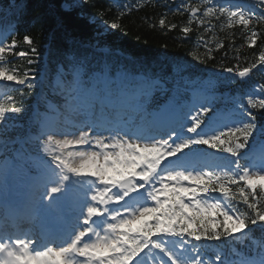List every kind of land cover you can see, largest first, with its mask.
I'll list each match as a JSON object with an SVG mask.
<instances>
[{"label":"trees","instance_id":"1","mask_svg":"<svg viewBox=\"0 0 264 264\" xmlns=\"http://www.w3.org/2000/svg\"><path fill=\"white\" fill-rule=\"evenodd\" d=\"M245 1L264 12V0ZM73 2L76 4L71 6ZM162 3H143L122 12L110 0H0V15L21 5L7 23V43L12 51L3 53L6 67L20 81L25 72L35 74L47 46L50 69L57 62L68 66L73 65L71 59L89 57V63L96 64L101 49L106 48L136 60L130 64L111 54L108 59L113 68H139L166 83L184 86L185 81L194 79L227 80L228 74L244 73L258 57H264V18L250 17L245 23H236L238 19H228L220 10H204L197 2L190 9L197 8L200 15L190 18L188 11H171L167 6L170 0ZM65 4L70 5L67 10ZM34 91L30 82L12 92L1 115L12 116V107L24 105ZM253 118L256 125L264 123V105L255 110ZM243 137V132H234L224 138L235 142ZM201 229L208 232L204 225Z\"/></svg>","mask_w":264,"mask_h":264},{"label":"rangeland","instance_id":"2","mask_svg":"<svg viewBox=\"0 0 264 264\" xmlns=\"http://www.w3.org/2000/svg\"><path fill=\"white\" fill-rule=\"evenodd\" d=\"M238 7H242L241 4H236ZM64 8H68V5L64 6ZM244 10V9H243ZM255 90H253L252 92V95L250 96V98L252 99H258L260 97V90L258 88V86H255L254 87ZM106 101L108 100L107 98L105 99ZM207 102V99L204 97L201 99V102L200 104H205ZM199 107V104H194V108L193 110H195L196 108ZM248 121V118H243L242 116H240V118L238 120H231L229 119V117H224L221 121H217L215 126L212 128V130H216V129H219V128H222L224 125H230L232 127H240L241 125L244 124V122H247ZM143 135H146L144 132H142ZM211 133V132H210ZM86 139L87 136H85ZM58 143H61L63 142L62 140H59L57 141ZM65 143V142H64ZM76 143H78V141H76L75 139H72L70 140L68 143L66 144H69V145H75ZM111 144H115V142H111ZM117 145V144H116ZM119 147H120V156H125L127 158H130L132 155H131V149L133 147L135 148H138V149H142V148H150L151 146L150 145H147L146 143H144V141H137V142H134V141H126V142H122V143H118ZM150 151H153V150H150ZM165 153H162V152H159L157 153V157L159 158V160L163 157ZM75 155H78V157H75V158H78V160L76 161L75 158L72 159V166L74 168H79L80 170L84 171L85 173H88V172H93L94 174L96 173H99L101 176L102 175H108L110 174V171H114L116 169H118L117 167L115 169L113 168H109L107 165H106V161L105 159L107 158H110V159H115V164L116 166L118 165L117 164V161H116V158L115 156L116 155H112V154H108L106 153L105 155H96V154H92V152H87L86 154H83V153H78V152H75ZM82 156H86L87 159H88V165H84L83 164V158ZM254 158V157H253ZM254 161H256V159L254 158ZM103 163V164H102ZM105 163V164H104ZM0 164L2 166H0V173L3 172L6 164H5V161H1L0 160ZM126 165H129L131 167L130 164L126 163ZM257 167L259 168H264V162L262 161H259L257 163ZM254 170L256 171V167L254 168ZM253 174L256 176V178L261 181V183L264 184V173L261 174V175H257L253 172ZM53 179V177H47V175L45 176H39V177H36V178H32V184L34 183L37 187V190H36V196L34 198V202L32 203V207H31V210L32 211H35V208L38 207V208H41L42 206H49L50 207V211H53V210H56L57 209V206L54 204V201H53V197H47V201H44V202H41L40 205H37V195L38 194V190L44 188V185L51 182V180ZM258 186L262 187L259 183H257ZM160 191V189H157L155 188L151 193L153 196H156V194ZM94 199V197H91ZM70 203V202H69ZM78 205H80V203H75L74 206L77 207ZM89 209H91V207L89 206ZM80 211V214H82V210L78 209ZM43 211V209H40L38 211V214H40L41 212ZM37 212V211H36ZM143 214V210L141 208H136L133 213H132V218L127 222L125 223L124 225L125 226H130V223L133 221V219H138L142 216ZM88 214L87 212L84 214V216L86 217ZM121 224V223H119ZM236 225H238L237 223H235V225L233 226L235 232H240L241 231V228L238 226V228H236ZM110 243V242H109ZM82 250L86 251V252H95V251H98V250H106L107 249V243H105L103 240H97L93 245L91 246H84L81 248ZM109 252V250H108ZM186 256V254L184 255V257ZM176 257V256H175ZM28 262L29 264H42V257L39 258V261H37L34 257H29L28 258ZM184 264V262H183Z\"/></svg>","mask_w":264,"mask_h":264},{"label":"bare ground","instance_id":"3","mask_svg":"<svg viewBox=\"0 0 264 264\" xmlns=\"http://www.w3.org/2000/svg\"><path fill=\"white\" fill-rule=\"evenodd\" d=\"M250 183H254V181L259 182V180L257 178H250L248 179ZM262 185V184H261ZM30 194L32 195V192H30ZM32 246H35L36 248L39 246V244H32Z\"/></svg>","mask_w":264,"mask_h":264}]
</instances>
